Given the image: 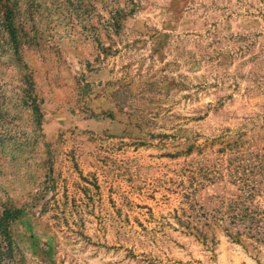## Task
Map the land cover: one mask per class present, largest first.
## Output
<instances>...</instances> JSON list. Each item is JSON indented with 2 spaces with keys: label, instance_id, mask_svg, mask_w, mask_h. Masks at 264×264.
<instances>
[{
  "label": "rangeland",
  "instance_id": "374dc122",
  "mask_svg": "<svg viewBox=\"0 0 264 264\" xmlns=\"http://www.w3.org/2000/svg\"><path fill=\"white\" fill-rule=\"evenodd\" d=\"M239 196L264 227V0H0V264H264Z\"/></svg>",
  "mask_w": 264,
  "mask_h": 264
},
{
  "label": "trees",
  "instance_id": "16d2710c",
  "mask_svg": "<svg viewBox=\"0 0 264 264\" xmlns=\"http://www.w3.org/2000/svg\"><path fill=\"white\" fill-rule=\"evenodd\" d=\"M248 196H239L236 199L229 200L227 204H225V220L229 221L230 225H241L245 231V234L249 238H264V227L261 226L260 220L258 219L256 210L250 208L247 204ZM228 236L231 239L238 241L241 233L238 231L233 234L232 232H227Z\"/></svg>",
  "mask_w": 264,
  "mask_h": 264
}]
</instances>
